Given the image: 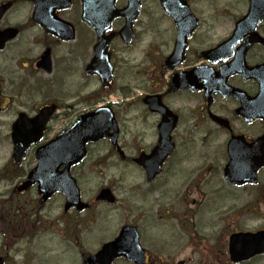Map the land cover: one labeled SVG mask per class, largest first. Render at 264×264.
I'll list each match as a JSON object with an SVG mask.
<instances>
[{"label": "flooded vegetation", "instance_id": "1", "mask_svg": "<svg viewBox=\"0 0 264 264\" xmlns=\"http://www.w3.org/2000/svg\"><path fill=\"white\" fill-rule=\"evenodd\" d=\"M185 1L196 20L183 18L186 21L182 23L183 34L179 39L175 20L162 7H158L157 3H150V6H157L158 16L149 17L146 11L143 12V16L141 14V17L133 22L131 34L124 31L125 18L118 17L112 20L104 34L111 36L108 54L112 66V77L105 84L99 73L87 74V66L92 60L97 38L96 33L81 20L80 0L78 2L72 0L69 8L58 9L54 13L58 19L73 26L75 37L71 41H60L35 23L32 18L35 4L29 1L26 2L30 5L28 18L14 27L19 32L17 38L22 36L25 30L32 29L38 31L44 40H48L51 47L77 39L79 48L89 49L88 61L83 64L81 73H78L83 80L79 81L80 84L82 82L81 89L95 88L96 91L100 89L104 92L100 95L98 93L100 97L92 100L86 99V96L83 100L78 98L76 101L81 108L74 112L72 109L73 113L69 114L73 115V120L100 105L110 106L116 118L121 107L126 113L131 112L129 121L133 126L126 130L127 135L133 133L132 128L136 130L131 146L127 147V140L126 145L122 144L123 125L117 121L118 144L123 155L116 154L108 140L100 142L107 143L108 152L110 151V156L105 159L109 163L113 159L118 162L111 166L123 164L128 167L136 166L141 170L142 178L130 187L127 194L128 200L136 199L140 205L142 204V208H146L148 204L154 211V217L151 218L153 224L149 217L144 221L138 220L141 228L138 230L140 243H144V239L148 240L147 233L143 232L142 227L146 226L155 232L150 238L156 241L159 238L157 231L172 227L169 222L171 219L175 221L179 230L176 243L179 241L186 243L176 245L178 252L173 256L164 255L163 251L166 252L175 246L172 245L175 242L167 241L166 232H162L161 241L165 244L156 245V242H150L152 245L142 244L145 264H190L191 259L194 260V264H230L227 249L225 252V241L222 248L224 253L198 254V245L192 244L195 234H198V226L210 225L209 229H217L224 222L222 216L215 217L214 212H211L213 222H207L209 206L206 204L203 208L205 199L231 205L239 202V194L243 193L249 196L247 197L250 200L249 204L244 208V212L248 213H255L256 208L261 205V200H264V185L260 183L264 164L258 166L262 162L261 155L264 154V84L258 80L259 77H264V43L256 42L253 39L256 37L249 33L251 24L257 19L256 16L244 23L239 33L234 36L236 24L251 15L250 11L256 10L254 6L259 2L237 0L235 5L238 6L237 11L225 7V10L216 16L212 2L194 3L209 8L204 10L191 7L188 1ZM126 4V0H117L115 5L121 10ZM225 4L232 5L229 0L225 1ZM14 8L15 2H10L8 11ZM151 13L155 16L153 10ZM255 32L264 40V19L256 24ZM51 52L52 49L50 50L52 64L48 73L54 70ZM137 52H141L142 61L138 65L129 61V64H133L131 67L133 72L129 74L128 80L123 81L118 77V73L121 67L126 65L125 61L133 60L130 57ZM38 58L39 56L33 60L31 66L29 62L26 63L35 72L41 71L34 66ZM22 67L27 68L24 64ZM58 71L65 75L67 70L57 69ZM118 94L123 100L112 98V95ZM50 105L55 106L57 111L52 117L55 119L59 116V107L53 103ZM1 109L2 107L0 111ZM70 121L68 126L72 122ZM3 143L7 145L5 141ZM96 144H87L85 158L74 166L73 170L91 158L90 165H95L101 157L107 155L108 152L105 150L92 151L91 147ZM161 145L162 153L154 155L156 153H153L154 149L156 147L160 149ZM229 150L231 156L228 154ZM33 152L34 148L27 153L22 163L5 164L3 171L5 177L10 178L6 179L10 181L6 184L12 186L11 198L16 196L20 200L29 191L35 194H32L30 201L32 211L36 209L37 219L44 206L49 204L50 208L57 204L55 198L63 200L64 206V198L56 193L45 204L40 205L34 188L27 190L26 193L19 191V186L25 180L24 174L35 166ZM140 158L145 159L146 167L159 169L150 180L139 167L137 161ZM155 192L160 194V199H154ZM86 204L88 208L84 211L71 209L63 212L62 206V214L63 216L69 214L70 219L75 218L78 221L80 215L93 206L90 202ZM134 206L135 203L132 201L129 207H132L133 211L136 208ZM198 213L201 216L196 224L195 217ZM50 216L54 218L52 214ZM237 229L231 233L245 231ZM78 231V227L71 230L74 234ZM187 249H191L193 253L184 256L179 252ZM209 250L213 249H207ZM119 260H116V263ZM263 260L264 255H260L238 264H263Z\"/></svg>", "mask_w": 264, "mask_h": 264}, {"label": "rangeland", "instance_id": "2", "mask_svg": "<svg viewBox=\"0 0 264 264\" xmlns=\"http://www.w3.org/2000/svg\"><path fill=\"white\" fill-rule=\"evenodd\" d=\"M5 1L11 0H0V3ZM14 1L15 8L8 11L0 19V28L21 24L28 18L30 13V5L26 4L28 1ZM152 1L158 0H143L142 9L144 12L146 11L147 16L157 17L158 9L150 6ZM206 1L213 3L216 16L220 15V12L225 10V7L232 11H237L238 8V6H235L237 5V0H229L232 5H226L225 0ZM192 6L204 10L209 9L204 5H195L193 2ZM152 10L155 16L151 13ZM42 39L38 31L25 30L22 36L10 42L3 51H0V106L4 107V110L0 113V170L9 154V147L3 144L1 140H4V135L8 136V127L18 112H25L27 115L32 116L43 105L50 103L60 105L62 109L58 114L59 117L56 120L54 119L50 125V133H48V137H50L68 124V121L73 117V115H69L72 109L74 112L81 108V106H78V101H76L78 100L77 97L83 100L86 96V99L92 100L95 97H100L101 92H104L100 89L96 91L95 88L81 89L83 80L82 77L78 76V73H81L83 64L88 61L89 49L77 48V39L67 44L52 45L53 47L49 46L48 40L43 39V41ZM46 48L52 49L55 73L54 70L51 73L35 72L33 68L28 67V64H26L29 62L31 66L33 60ZM132 56L130 58L133 60H124L126 65L121 67L118 73V77L123 79V81L128 80L130 78L129 74L133 72L131 68L133 64H129V61H133L136 65L142 61L141 52L134 53ZM55 63L57 67H55ZM23 64L27 66L26 69L22 67ZM57 69L67 71L64 75L61 71L57 72ZM79 81H82L81 84ZM109 96L111 95L109 94ZM65 107H69V110H65ZM130 116L131 112L126 113L122 110V107L118 110L117 120L121 122L125 131L121 135V142L126 145L127 140V147L133 144L134 134L136 133L134 128H132L134 134L127 135L126 133L129 126H133L132 122L129 121ZM91 148L92 151L99 149L98 152L101 150L108 152L109 150L105 142H100ZM109 152L103 158L101 157L95 165H90L89 160L91 158L86 160L87 162L76 170V178L79 179L83 200L92 203L93 207L88 213L82 214L78 221L75 218L70 219L71 215L66 216L65 225L57 222V218H64L61 210L62 200L60 198H55L57 203L55 206L50 208H48L49 204L44 206L37 219H35L36 209L34 212L32 211L30 201L32 194H35L29 191L21 197L22 200L20 202L16 196H12L5 203L6 197L12 195V186L6 184V180H0V211L3 208L5 209L4 211H7L0 218V253L8 255L7 264H82L84 259L82 256L84 254H93L101 245L113 240L122 226L133 224L140 231L138 220L144 221L148 217L151 220L154 217L153 208L151 210L148 204H146V208H142V204L140 205L136 199H127V192H129L130 186L139 182L140 172L134 167L111 166L118 162L113 159L109 163L105 159L110 156ZM262 174L260 183L263 186L264 172ZM104 186H108L114 191L116 198L119 200L116 205L94 202L99 189ZM206 190L210 192L209 189ZM239 196L240 201H236L231 205H225L222 202H210L205 199L203 208L206 204L209 206L207 222L212 223L214 220V217H211V212L215 213V217L222 216L224 222L217 229H209L210 225L198 226V234H195L194 244L192 245H198L200 253H220L222 249L218 251L214 250L213 247L215 245H223L228 234L235 231V228L245 231H257L264 228V200H261V205L256 208L255 213H248L244 212V208L246 204H249L250 200L247 198L249 196L243 193H240ZM153 197L158 200L160 199V194L155 192ZM206 197L207 199L209 198V196ZM132 201L135 203L134 207H136L134 211L132 207H129L130 204L132 205ZM16 211L17 217L14 218ZM199 214L195 217L196 224L201 216ZM14 221L16 226L9 224L10 222L14 223ZM169 222L172 227L167 230L161 228L157 231L159 238L156 241L150 238L152 233L155 232H152L146 226L142 227L143 232L147 233L148 240L144 239V243L141 242L140 244L152 245L150 242H156V245H163L165 243L161 241V238H163L162 232H166L167 241L175 242L172 244L175 246L170 247L166 252L163 251V254L173 256V254L177 253L178 247L176 245H186V243L184 241L176 243L179 230L173 219ZM139 224L141 225V222ZM151 224H153L152 220ZM74 227L79 228V231L75 234L71 232ZM46 231H55L59 235L58 233L48 235ZM60 231L63 234H60ZM209 248L213 250L207 251ZM179 252L184 256L188 255V253H193L191 249ZM116 264H124V262L121 261ZM191 264H194V262L192 261Z\"/></svg>", "mask_w": 264, "mask_h": 264}, {"label": "water", "instance_id": "3", "mask_svg": "<svg viewBox=\"0 0 264 264\" xmlns=\"http://www.w3.org/2000/svg\"><path fill=\"white\" fill-rule=\"evenodd\" d=\"M37 4V11L45 12L51 4L57 0H31ZM61 1V8L67 7L70 0ZM127 9L122 14L127 18L126 31L129 30L133 20L137 17L139 9V0H127ZM163 2L173 1L175 3L181 0H161ZM264 0H261L263 2ZM82 2V18L98 33V43L94 48L95 56L92 63L87 67L88 73H99L103 84L110 78L111 67L108 60L107 44L108 39L102 37V31L106 29L109 22L121 12L114 8L115 0H81ZM8 5L0 7V15L7 9ZM174 8L167 10L173 11ZM42 23V20L39 21ZM58 26H65L66 23L58 22ZM257 23V22H256ZM53 25V24H52ZM51 26V25H50ZM251 26L249 32L254 31ZM70 27V26H69ZM71 28V27H70ZM101 29V31H100ZM55 35L62 31L49 29ZM17 34L16 29H5L0 31V50L4 48L5 43L13 39ZM63 40L73 39V34L61 35ZM37 67L48 69L49 54L46 52L36 64ZM52 114V108L44 107L38 111V114L27 119L25 115L20 114L12 125V160L21 162L25 158V153L30 145L37 144L42 139V132L46 123ZM113 130L110 134L109 131ZM116 123L113 115L108 108L97 109L94 112L82 115L74 125L67 131L62 132L51 142L41 146L35 152L37 160L36 167L27 175L26 180L19 188L24 191L31 185L37 183L38 192L47 198L55 191H60L67 197L68 204L78 205V191L74 181L69 176V168L78 162L84 155V146L86 142H95L103 137L111 138L115 143L117 135ZM64 166L62 171L58 169ZM99 198L108 197L107 192H103ZM84 205H81V209ZM230 253L232 260L243 261L251 256L264 253V231L255 235H234L230 238ZM124 256L131 262L140 264L143 261V251L138 244V234L135 228H123L119 236L102 249L87 258L83 264H111L116 257ZM1 264V260H0Z\"/></svg>", "mask_w": 264, "mask_h": 264}]
</instances>
